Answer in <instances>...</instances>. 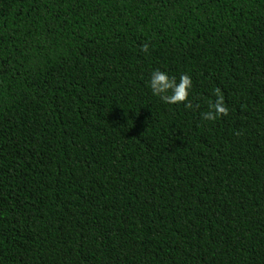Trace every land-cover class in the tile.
I'll list each match as a JSON object with an SVG mask.
<instances>
[{"label": "trees", "instance_id": "obj_1", "mask_svg": "<svg viewBox=\"0 0 264 264\" xmlns=\"http://www.w3.org/2000/svg\"><path fill=\"white\" fill-rule=\"evenodd\" d=\"M0 264H264V0H0Z\"/></svg>", "mask_w": 264, "mask_h": 264}, {"label": "clouds", "instance_id": "obj_2", "mask_svg": "<svg viewBox=\"0 0 264 264\" xmlns=\"http://www.w3.org/2000/svg\"><path fill=\"white\" fill-rule=\"evenodd\" d=\"M141 50L147 53L149 51L148 44H144ZM149 86L153 95L159 97L166 104H184L189 109L193 107L189 102L192 79L187 74H182L177 81L175 77L156 70L151 75ZM215 95V102L209 104L210 110L203 113V118L206 120L215 121L218 117L228 115V108L225 106L224 96L219 88L215 89Z\"/></svg>", "mask_w": 264, "mask_h": 264}]
</instances>
